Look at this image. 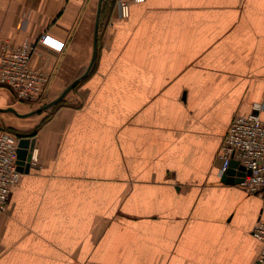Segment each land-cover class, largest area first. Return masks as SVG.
<instances>
[{"label": "crops", "instance_id": "obj_1", "mask_svg": "<svg viewBox=\"0 0 264 264\" xmlns=\"http://www.w3.org/2000/svg\"><path fill=\"white\" fill-rule=\"evenodd\" d=\"M99 1L0 0V36L35 43L52 99L78 80L0 213V264H258L262 200L217 156L237 114L262 102L264 119V0L132 1L127 17L103 0L88 70Z\"/></svg>", "mask_w": 264, "mask_h": 264}, {"label": "built area", "instance_id": "obj_2", "mask_svg": "<svg viewBox=\"0 0 264 264\" xmlns=\"http://www.w3.org/2000/svg\"><path fill=\"white\" fill-rule=\"evenodd\" d=\"M132 1L142 0H119L121 17L129 16ZM54 39L57 42H53ZM39 41L56 51L64 47V42L48 33ZM35 51L33 42L25 40L18 44L0 36V88H9L18 100H38L50 83V75L32 64ZM262 109V102H254L252 112L237 114L233 118L220 147L218 166L223 176L231 162L238 161L246 172L240 184L247 192L261 198L264 211V119L259 114ZM20 139L11 130L0 126V213L7 210L12 188L22 176L18 169ZM252 235L261 243L257 263L264 264V217L255 223Z\"/></svg>", "mask_w": 264, "mask_h": 264}, {"label": "rangeland", "instance_id": "obj_3", "mask_svg": "<svg viewBox=\"0 0 264 264\" xmlns=\"http://www.w3.org/2000/svg\"><path fill=\"white\" fill-rule=\"evenodd\" d=\"M109 1L115 2L114 4L119 2V0ZM52 16L53 18L57 16V11H55L54 4ZM50 93L51 88L50 85H48V87L38 100L28 102L15 98L13 92L9 88H0V108H7L12 106L16 108L20 113L31 112L45 106L50 101H52L53 99ZM58 104L60 103H57L51 107L41 110L40 112L31 114L26 117L18 116L11 111H0V126L11 130L19 138H32L36 134V131L54 114L55 108L58 106Z\"/></svg>", "mask_w": 264, "mask_h": 264}, {"label": "water", "instance_id": "obj_4", "mask_svg": "<svg viewBox=\"0 0 264 264\" xmlns=\"http://www.w3.org/2000/svg\"><path fill=\"white\" fill-rule=\"evenodd\" d=\"M102 1L103 0L99 1L98 13H97V17H96V26H95L94 54H93L92 61H91V64H90L88 70H90V68L92 67L94 60L96 58L97 37H98V30H99V23H100ZM77 81L78 80H75L74 82H72L65 90H63V92L57 98L53 99L48 104H46L45 106H43L37 110L27 112V113H20L16 108L10 106L7 108H0V111H11V112L15 113L16 115L22 116V117H26V116H29L31 114L40 112L41 110L46 109L48 107H51V106L57 104L58 102H60L67 95V93L77 84ZM35 142H36L35 137H32V138L22 137L19 141L18 169L21 172H29L30 171L31 161H32V157H33V151H34V147H35ZM245 173H246L245 168L243 166H241L238 161L233 160L231 162L229 170L227 171V173L225 175H223L222 180L227 182V183H241L244 180ZM236 175H237V178H235Z\"/></svg>", "mask_w": 264, "mask_h": 264}, {"label": "bare ground", "instance_id": "obj_5", "mask_svg": "<svg viewBox=\"0 0 264 264\" xmlns=\"http://www.w3.org/2000/svg\"><path fill=\"white\" fill-rule=\"evenodd\" d=\"M53 42H57L55 39H54V41Z\"/></svg>", "mask_w": 264, "mask_h": 264}, {"label": "trees", "instance_id": "obj_6", "mask_svg": "<svg viewBox=\"0 0 264 264\" xmlns=\"http://www.w3.org/2000/svg\"><path fill=\"white\" fill-rule=\"evenodd\" d=\"M63 100V99H62ZM62 100L60 101V102H62ZM60 102H58V103H60Z\"/></svg>", "mask_w": 264, "mask_h": 264}]
</instances>
